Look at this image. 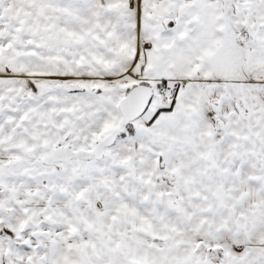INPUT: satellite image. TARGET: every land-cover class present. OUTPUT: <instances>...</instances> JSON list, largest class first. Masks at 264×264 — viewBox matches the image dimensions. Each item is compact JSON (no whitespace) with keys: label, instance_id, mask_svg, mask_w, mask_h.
Returning a JSON list of instances; mask_svg holds the SVG:
<instances>
[{"label":"snow or ice","instance_id":"1","mask_svg":"<svg viewBox=\"0 0 264 264\" xmlns=\"http://www.w3.org/2000/svg\"><path fill=\"white\" fill-rule=\"evenodd\" d=\"M0 264H264V0H0Z\"/></svg>","mask_w":264,"mask_h":264}]
</instances>
